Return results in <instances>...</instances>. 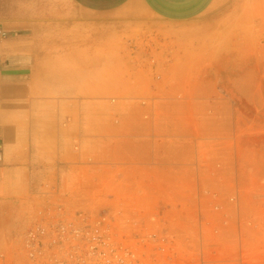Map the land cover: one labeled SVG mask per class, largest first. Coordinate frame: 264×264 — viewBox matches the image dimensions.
<instances>
[{
	"label": "rangeland",
	"instance_id": "obj_1",
	"mask_svg": "<svg viewBox=\"0 0 264 264\" xmlns=\"http://www.w3.org/2000/svg\"><path fill=\"white\" fill-rule=\"evenodd\" d=\"M185 40L112 85L138 96L48 100L45 139L67 144L66 170L42 180L0 264L26 263L21 237L47 205L104 217L142 264L259 262L264 0H216Z\"/></svg>",
	"mask_w": 264,
	"mask_h": 264
},
{
	"label": "crops",
	"instance_id": "obj_2",
	"mask_svg": "<svg viewBox=\"0 0 264 264\" xmlns=\"http://www.w3.org/2000/svg\"><path fill=\"white\" fill-rule=\"evenodd\" d=\"M215 1L0 0V254L42 180L66 170L67 144L45 139L48 100L138 96L112 85L185 49Z\"/></svg>",
	"mask_w": 264,
	"mask_h": 264
},
{
	"label": "built area",
	"instance_id": "obj_3",
	"mask_svg": "<svg viewBox=\"0 0 264 264\" xmlns=\"http://www.w3.org/2000/svg\"><path fill=\"white\" fill-rule=\"evenodd\" d=\"M20 251L25 264H142L127 244L115 242L104 217L71 214L60 205H47L38 212L21 237ZM255 253L257 264H264V240Z\"/></svg>",
	"mask_w": 264,
	"mask_h": 264
}]
</instances>
